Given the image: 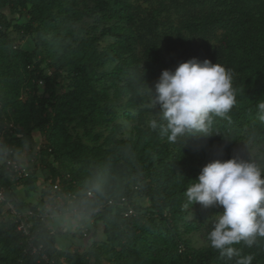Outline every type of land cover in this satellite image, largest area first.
<instances>
[{
  "label": "trees",
  "instance_id": "trees-1",
  "mask_svg": "<svg viewBox=\"0 0 264 264\" xmlns=\"http://www.w3.org/2000/svg\"><path fill=\"white\" fill-rule=\"evenodd\" d=\"M173 45L184 48L169 60ZM193 58L232 70L236 102L213 118L208 138L192 133L171 143L149 127L159 108L151 107L148 89L163 70ZM261 101L264 0H0V113L19 127L0 145V264H44L30 254L38 246L54 264H236L240 257L228 260L211 246L208 208L185 192L212 160L264 146ZM118 113L133 123L127 139L120 126L108 129ZM38 148L48 170L42 197L72 200L80 224L91 225L82 252L57 247L60 232L41 218L49 202L18 197L37 182L35 171L10 182L3 152L11 150L17 163L15 156ZM121 198L135 216L107 204ZM7 205L33 213L29 239ZM195 232L206 243L201 248L192 246ZM231 247L264 264V238Z\"/></svg>",
  "mask_w": 264,
  "mask_h": 264
},
{
  "label": "clouds",
  "instance_id": "clouds-1",
  "mask_svg": "<svg viewBox=\"0 0 264 264\" xmlns=\"http://www.w3.org/2000/svg\"><path fill=\"white\" fill-rule=\"evenodd\" d=\"M233 72L209 60L195 58L180 63L174 71L163 70L158 81L148 89L152 108L159 111L149 120L152 130L160 128L171 143L179 137L199 133L208 138L213 133L214 117H225L235 105ZM264 121V101L258 103ZM163 121V123H160ZM264 165L233 157L207 163L187 189L189 202L203 208L222 207L212 219L208 240L222 257L236 264H252L254 256L241 257L233 244L248 247L264 238Z\"/></svg>",
  "mask_w": 264,
  "mask_h": 264
},
{
  "label": "rangeland",
  "instance_id": "rangeland-1",
  "mask_svg": "<svg viewBox=\"0 0 264 264\" xmlns=\"http://www.w3.org/2000/svg\"><path fill=\"white\" fill-rule=\"evenodd\" d=\"M129 1H132V0H129ZM140 3H142L143 7H146V4H143V2H140ZM9 37L10 38H20V36L15 34L13 31L9 32ZM22 44L25 47L31 46V43L29 40H24ZM211 45H213V42H211ZM183 48L184 46L179 47V48H175L174 45L170 46V49H171L170 54L169 55L164 54V57L169 60H172L176 56L177 50L182 51ZM7 116H8V113L6 112L0 113L1 119L3 118L6 122H10ZM113 125L120 126L118 135L124 139H127L133 131V123L122 113H118V118L108 126V129L111 128ZM108 129L103 130L104 133H106ZM34 137L36 139V142L40 144L41 146L42 144L43 145L45 144L43 137L40 136L37 132L34 133ZM263 151H264V146L254 148V147H250L249 145H245L243 147V150L240 153L236 154V157H239L244 160L255 161L263 165L262 164V159L264 157ZM38 152H39V148L35 149L34 152L30 154L28 153V154H23L17 157L15 156V159H17L16 162L19 165L26 168L29 174L32 171H35L36 179H37V182L31 187L20 189L19 192L21 194V199L24 202L28 201L27 203H34V204H37L40 201V199H42V201L44 200L45 203L49 202L48 205L52 209L51 211H52L53 217H55L53 219V222H51L52 223L51 225L53 226V223H56V222L60 225L58 230H55V231L62 233L65 230H70L69 232L70 236L72 235L73 232L75 233V235L80 236L82 234L81 231L83 229V228L81 229L80 226H85V225H83L82 223L80 224L79 217L75 215L74 213H71L69 205L67 203H66L67 205H64L62 200L60 201L57 200L56 197L52 196V194L49 197H44V196L42 197L43 191L49 185V183L45 181V178L48 174V170L46 168L45 158L41 156ZM222 211H223L222 207L208 208L207 216L204 219L205 223L206 224L212 223V219H214V216L217 213L222 212ZM63 221L65 224L62 223ZM88 226L90 225L88 224ZM200 233L201 232H195L189 236V238L191 239L192 246H194L195 248H201L202 246L206 244L204 239L201 237ZM77 242L78 244H80L79 241Z\"/></svg>",
  "mask_w": 264,
  "mask_h": 264
},
{
  "label": "built area",
  "instance_id": "built-area-1",
  "mask_svg": "<svg viewBox=\"0 0 264 264\" xmlns=\"http://www.w3.org/2000/svg\"><path fill=\"white\" fill-rule=\"evenodd\" d=\"M1 109V108H0ZM19 129L18 126H14L13 122H6L3 118H0V145L4 141V137L6 134L12 133L14 129ZM4 159H8L7 161V171L10 175V182L11 183H17L18 180L22 179L27 175V170L24 167H20L17 163H15L12 159V151H4L3 152ZM88 196L90 193L87 194ZM73 198V197H72ZM5 202L4 195L0 191V204H3ZM72 200H68L67 204L69 205V208L71 207ZM110 206H118L121 208H126V211L124 212L123 216L125 218L135 216V211L133 209V204L129 203L127 199L121 198L118 201H109L107 203ZM6 211L9 214V217L13 220V222L16 224V230L18 233H20L23 237L29 239V229H30V222L33 219V213L31 211H25V212H18L16 211L15 207L13 205H7ZM40 211V210H39ZM71 213L75 214V211L70 208ZM42 220L50 221L53 218L51 208L48 205H45L43 214H41ZM30 254L39 256L40 261H42L44 264H54V261L49 260V258L46 256L45 252L43 251V248L41 246L31 248Z\"/></svg>",
  "mask_w": 264,
  "mask_h": 264
},
{
  "label": "crops",
  "instance_id": "crops-1",
  "mask_svg": "<svg viewBox=\"0 0 264 264\" xmlns=\"http://www.w3.org/2000/svg\"><path fill=\"white\" fill-rule=\"evenodd\" d=\"M18 191V197L21 199V194H20V189L19 190H17ZM28 195V194H27ZM24 197V196H23ZM22 200V199H21ZM28 202V201H27ZM32 204H34V203H32ZM55 217H53L49 222H48V227H49V229L50 230H52V231H55V230H58V228H59V224L56 222V223H53V226L51 225L52 223L51 222H53V219H54ZM62 223H64V221L62 222ZM65 224V223H64ZM77 225V224H76ZM83 225H85V226H80V228L82 229V234L80 235V236H77V235H75V233L73 232L72 233V235L70 236L69 234V232H70V230H65L64 232H60V234H58V239H57V247H59L61 250H69V251H78V252H82L83 250H85V248L87 247V245H88V243H89V239L88 238H84V236H86V232H87V230L88 229H90L91 228V225L90 226H88V222L86 223V224H83ZM76 228V227H75ZM74 228V229H75ZM80 232V233H81ZM79 233V232H78ZM77 241H79V243L80 244H78V242ZM62 244V245H61Z\"/></svg>",
  "mask_w": 264,
  "mask_h": 264
}]
</instances>
